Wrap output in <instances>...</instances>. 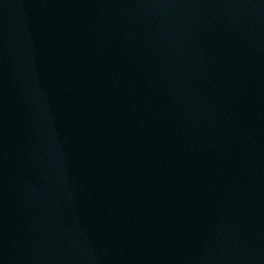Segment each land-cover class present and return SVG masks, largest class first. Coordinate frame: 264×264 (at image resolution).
<instances>
[{
  "label": "water",
  "instance_id": "95a60500",
  "mask_svg": "<svg viewBox=\"0 0 264 264\" xmlns=\"http://www.w3.org/2000/svg\"><path fill=\"white\" fill-rule=\"evenodd\" d=\"M0 264H264V0H0Z\"/></svg>",
  "mask_w": 264,
  "mask_h": 264
}]
</instances>
